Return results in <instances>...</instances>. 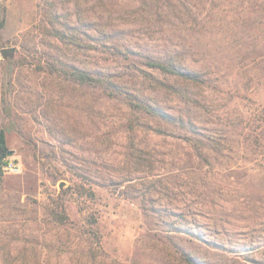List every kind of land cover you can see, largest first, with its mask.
Returning a JSON list of instances; mask_svg holds the SVG:
<instances>
[{
	"label": "rangeland",
	"instance_id": "obj_1",
	"mask_svg": "<svg viewBox=\"0 0 264 264\" xmlns=\"http://www.w3.org/2000/svg\"><path fill=\"white\" fill-rule=\"evenodd\" d=\"M207 1L154 33L216 51L191 83L117 55L109 20L136 25L131 0H0V129L18 168L0 181V264H264V0L246 21L241 0ZM96 64L173 119L81 83Z\"/></svg>",
	"mask_w": 264,
	"mask_h": 264
},
{
	"label": "trees",
	"instance_id": "obj_2",
	"mask_svg": "<svg viewBox=\"0 0 264 264\" xmlns=\"http://www.w3.org/2000/svg\"><path fill=\"white\" fill-rule=\"evenodd\" d=\"M131 1L130 7L124 8L126 12L125 16L136 20V25L131 23H124L125 25L115 24L114 18L109 20L111 23L110 25H113V27L106 33V37H108L113 49H117V55H121L123 52L130 53L136 58L133 60H138L142 64L159 70L164 74L174 76L178 79H184L191 83L198 82L201 75L212 72L216 62L215 55L217 53L212 46H208L209 44L205 45L206 47L196 49L193 43L189 46H177L165 40V43L160 45L159 38H155L154 36L159 20L170 14L178 16L182 12H188L190 14H192V12L196 13L197 9L201 10L200 7L206 6L207 0ZM202 2H205L204 6ZM111 4L113 10L118 9L121 11L123 8L119 5L118 0H112ZM234 5L235 12L239 17L245 19L244 21L247 20V17L249 18L251 16V0H241L240 3ZM97 26H99L97 27V34H100L102 23L98 22ZM155 40L157 41L155 42ZM154 43L156 45H153ZM249 50V48H245L241 49L240 52L244 56ZM192 55L201 57L203 63L202 70H195L188 64V59ZM132 65H134V63ZM76 72V77L81 83L103 86L104 89H110L114 95L124 93L129 95L130 99L133 100V102H131L133 106L143 108L147 110V112L164 120H168L169 118L173 119L170 113L163 111L156 103L144 97V95L139 92L140 90H136L133 83L127 85L128 83L125 81H120L122 80V75H120L121 72H118V74L114 73L115 71H112L109 66L107 68L101 64H96L94 70L91 72L81 69H78ZM9 152L10 149L7 144L6 132L4 129H0V181L4 175L5 167L9 163Z\"/></svg>",
	"mask_w": 264,
	"mask_h": 264
},
{
	"label": "built area",
	"instance_id": "obj_3",
	"mask_svg": "<svg viewBox=\"0 0 264 264\" xmlns=\"http://www.w3.org/2000/svg\"><path fill=\"white\" fill-rule=\"evenodd\" d=\"M6 168H9V169H11L13 172H17V171H18V168H17V167H14V166H12V164H8V165L6 166Z\"/></svg>",
	"mask_w": 264,
	"mask_h": 264
},
{
	"label": "water",
	"instance_id": "obj_4",
	"mask_svg": "<svg viewBox=\"0 0 264 264\" xmlns=\"http://www.w3.org/2000/svg\"><path fill=\"white\" fill-rule=\"evenodd\" d=\"M9 154H11V153H9Z\"/></svg>",
	"mask_w": 264,
	"mask_h": 264
}]
</instances>
